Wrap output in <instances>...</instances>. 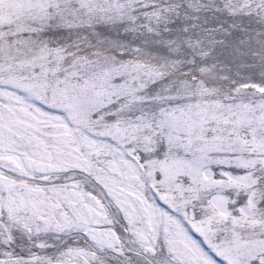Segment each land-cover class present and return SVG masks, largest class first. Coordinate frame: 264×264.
Instances as JSON below:
<instances>
[{"label":"snow or ice","instance_id":"6c2138e0","mask_svg":"<svg viewBox=\"0 0 264 264\" xmlns=\"http://www.w3.org/2000/svg\"><path fill=\"white\" fill-rule=\"evenodd\" d=\"M0 264H264V0H0Z\"/></svg>","mask_w":264,"mask_h":264}]
</instances>
